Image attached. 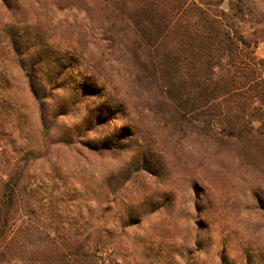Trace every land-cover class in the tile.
I'll return each instance as SVG.
<instances>
[{
	"label": "rangeland",
	"instance_id": "1",
	"mask_svg": "<svg viewBox=\"0 0 264 264\" xmlns=\"http://www.w3.org/2000/svg\"><path fill=\"white\" fill-rule=\"evenodd\" d=\"M252 63L264 73V0H0L17 222L89 237L98 264H264Z\"/></svg>",
	"mask_w": 264,
	"mask_h": 264
},
{
	"label": "trees",
	"instance_id": "2",
	"mask_svg": "<svg viewBox=\"0 0 264 264\" xmlns=\"http://www.w3.org/2000/svg\"><path fill=\"white\" fill-rule=\"evenodd\" d=\"M1 1L3 4L9 2V0ZM13 34H9V42L13 47H17L18 39L15 36L16 33ZM4 36L6 34H3L2 37ZM218 37L223 42L225 39H230L226 32H220V30L210 34L207 39L211 42ZM20 53L16 52L17 55H21ZM252 66L249 72V76L252 78L248 80L255 84L260 81L264 82V73H261L254 63ZM236 95L237 92H227L221 96L231 98ZM186 96L185 101H182L184 104H180V115L184 118L188 117L191 111L197 109L187 103L189 98ZM181 99L182 94H180ZM10 182V180L3 182L0 193V264H98L100 258L96 251L90 249L89 237L68 236L59 233L51 235L47 231H39L33 222L18 223L14 216L19 209L15 200L18 194L17 184Z\"/></svg>",
	"mask_w": 264,
	"mask_h": 264
}]
</instances>
